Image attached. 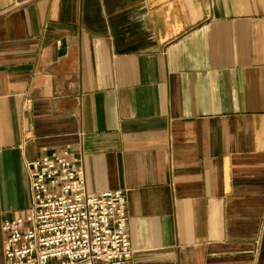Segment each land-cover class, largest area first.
Listing matches in <instances>:
<instances>
[{
  "label": "crops",
  "instance_id": "obj_1",
  "mask_svg": "<svg viewBox=\"0 0 264 264\" xmlns=\"http://www.w3.org/2000/svg\"><path fill=\"white\" fill-rule=\"evenodd\" d=\"M56 151L133 264H264V0H0V264Z\"/></svg>",
  "mask_w": 264,
  "mask_h": 264
},
{
  "label": "built area",
  "instance_id": "obj_2",
  "mask_svg": "<svg viewBox=\"0 0 264 264\" xmlns=\"http://www.w3.org/2000/svg\"><path fill=\"white\" fill-rule=\"evenodd\" d=\"M81 155L56 151L27 164L31 206L2 223L5 264H133L127 195L88 193Z\"/></svg>",
  "mask_w": 264,
  "mask_h": 264
}]
</instances>
